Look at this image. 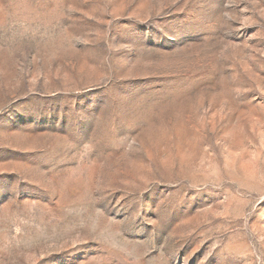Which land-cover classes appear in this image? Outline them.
Here are the masks:
<instances>
[{"label":"rangeland","instance_id":"1","mask_svg":"<svg viewBox=\"0 0 264 264\" xmlns=\"http://www.w3.org/2000/svg\"><path fill=\"white\" fill-rule=\"evenodd\" d=\"M0 264H264V0H0Z\"/></svg>","mask_w":264,"mask_h":264}]
</instances>
